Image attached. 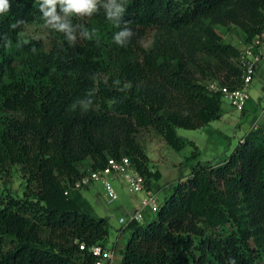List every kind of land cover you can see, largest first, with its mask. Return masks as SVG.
Wrapping results in <instances>:
<instances>
[{
    "label": "trees",
    "instance_id": "1",
    "mask_svg": "<svg viewBox=\"0 0 264 264\" xmlns=\"http://www.w3.org/2000/svg\"><path fill=\"white\" fill-rule=\"evenodd\" d=\"M228 2L125 0L119 28L107 18L110 0H98L91 17H65L57 3L70 40L47 22L44 0H10L11 11L0 16V171L20 166L26 189L22 198L0 195V264H94L90 248L108 247L110 219L74 194L89 187L76 183L109 158L129 157L152 189L162 173L150 168L139 133L154 130L181 151L194 143L179 128L223 117L224 95L209 85L243 86L241 49L207 28L206 59L194 73L179 50L146 40L152 28L180 30ZM16 20L23 23L11 28ZM222 22L250 43L264 33V0H240ZM32 23L46 27L48 47L43 38L21 39ZM126 28L133 35L119 45L113 36ZM93 29L90 40L85 33ZM160 200L148 225L126 226L120 264H264V125L224 160L199 161Z\"/></svg>",
    "mask_w": 264,
    "mask_h": 264
},
{
    "label": "rangeland",
    "instance_id": "2",
    "mask_svg": "<svg viewBox=\"0 0 264 264\" xmlns=\"http://www.w3.org/2000/svg\"><path fill=\"white\" fill-rule=\"evenodd\" d=\"M240 0H229V2L218 10L215 14L201 18L193 24L180 30H161L152 28L149 30L146 40L147 46L155 43H161L166 46H172L179 50L183 55L187 67L194 73H197V65L200 59H206L201 53V45L205 41V32L209 27H215L225 36V42L231 43L242 49L247 43L245 33L233 23L223 24L222 19L225 14L232 9H236ZM35 38H43L46 47L48 42V33L46 27L40 23H32L25 27L21 34L23 41H31ZM19 69H22L20 66ZM263 74H260L251 88V100L260 101L261 86L264 83ZM260 88V89H259ZM260 92L259 96L258 93ZM252 101V102H253ZM249 103V107L252 105ZM253 107V106H251ZM240 112L230 105L226 98L223 99V117L212 121L210 124L199 129L179 128V135L186 138L191 143L177 151L170 147L161 135L154 130L148 129L139 133L138 140L145 147L149 156V166L152 171H161L160 180H152V190L156 192L161 199L169 195L179 181H184L191 173L192 168L199 162L216 163L224 160L233 149L243 141L245 136L252 130L253 123L257 120L256 112L252 110ZM260 126L264 121L259 122ZM194 153H199L197 158H192ZM88 165V163L86 164ZM119 198L110 201L106 196L102 184L98 183L85 188L81 193L92 203L94 215L99 217L108 216L110 219L111 230L107 241L110 248L117 245L116 264H120V258L123 254L125 243L129 234L125 231V225L120 223V218L130 219L139 206L137 195L130 193L121 183H115ZM26 189V181L22 176L20 166L14 165L6 171H0V195H12L22 198ZM84 199V198H83ZM151 215L147 216L142 225H148L151 221Z\"/></svg>",
    "mask_w": 264,
    "mask_h": 264
},
{
    "label": "built area",
    "instance_id": "3",
    "mask_svg": "<svg viewBox=\"0 0 264 264\" xmlns=\"http://www.w3.org/2000/svg\"><path fill=\"white\" fill-rule=\"evenodd\" d=\"M239 64L243 69V86L239 89L231 90L226 86H219L216 82L209 85L212 91H221L224 98L228 100L231 106L240 112L251 110L249 102L251 101V88L258 78V73L264 67V33L257 35L250 43L245 45L239 55ZM264 72V70L262 71ZM260 101L255 102L254 110L257 120L253 123V129L260 127L259 122L264 121V83L261 86ZM102 184L106 196L110 201L119 198V192L115 183H121L126 189L139 196V206L135 213L126 219L120 218V223L125 227L132 221L143 223L150 213L155 218L160 208V196L149 189L146 184V178L132 164L129 157L109 158L105 167L97 170H89L83 179L76 183L74 189H81L95 184ZM68 194V191H66ZM85 249V245L80 246ZM90 251L97 257L94 264H116L117 249L94 245Z\"/></svg>",
    "mask_w": 264,
    "mask_h": 264
},
{
    "label": "clouds",
    "instance_id": "4",
    "mask_svg": "<svg viewBox=\"0 0 264 264\" xmlns=\"http://www.w3.org/2000/svg\"><path fill=\"white\" fill-rule=\"evenodd\" d=\"M61 5V12L63 16H88L91 17L92 14L97 10L98 0H44V4L48 6V10L45 12V16L48 18V23L51 26L58 28L62 32L68 34L69 39H74L72 36V29L69 27L68 22L64 21L62 16L56 13V4ZM125 0H121V4H117L116 0H110L108 8L107 18L119 28L118 18L124 13ZM11 11L10 0H0V16ZM23 23V21L16 20L14 23L10 24L11 28L17 27L18 24ZM130 23V22H129ZM88 39H92L96 35V30L93 29L91 33H85ZM133 35L131 31L127 28L124 31L115 33L113 36L114 41L119 45H124L128 37ZM98 43V41H97Z\"/></svg>",
    "mask_w": 264,
    "mask_h": 264
},
{
    "label": "crops",
    "instance_id": "5",
    "mask_svg": "<svg viewBox=\"0 0 264 264\" xmlns=\"http://www.w3.org/2000/svg\"><path fill=\"white\" fill-rule=\"evenodd\" d=\"M254 89H256V88L253 87L252 90H254ZM259 89H260V88H259ZM259 94H260V92L258 93L257 96H259ZM252 101H253V100H251L250 102H252ZM250 102H249V103H250ZM251 106H253V107H251ZM251 106H250V109L253 108L252 110H254V107H255V102H254V101L252 102V105H251ZM84 198L87 200L88 204H89V205L92 207V209L94 210V207H93L92 203H91V202L88 200V198L86 197V193H84ZM138 199H139V197H138ZM127 234H129V236H130V233H129V232H127ZM108 244H109V243H107V246L109 247ZM126 244H127V243H125L124 248H121V249L124 250L125 247H126ZM117 245H118V247H119V243H115V244H114V247H115L116 249H118V248H117ZM120 258H122V256H121ZM117 259H118V257H117Z\"/></svg>",
    "mask_w": 264,
    "mask_h": 264
}]
</instances>
